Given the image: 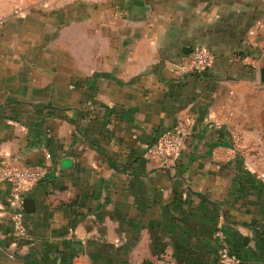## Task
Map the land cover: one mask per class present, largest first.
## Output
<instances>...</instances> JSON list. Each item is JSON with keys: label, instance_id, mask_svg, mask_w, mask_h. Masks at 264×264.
Listing matches in <instances>:
<instances>
[{"label": "crops", "instance_id": "1", "mask_svg": "<svg viewBox=\"0 0 264 264\" xmlns=\"http://www.w3.org/2000/svg\"><path fill=\"white\" fill-rule=\"evenodd\" d=\"M3 1L0 165L49 175L22 238L0 180V264H218L221 221L264 264V0ZM180 121L178 160L147 158Z\"/></svg>", "mask_w": 264, "mask_h": 264}, {"label": "built area", "instance_id": "2", "mask_svg": "<svg viewBox=\"0 0 264 264\" xmlns=\"http://www.w3.org/2000/svg\"><path fill=\"white\" fill-rule=\"evenodd\" d=\"M212 57V52L208 47L197 45L193 47L190 53L183 56L180 62V70L201 75L211 65ZM189 134L190 126L184 121H180L172 128L162 130L156 141L147 146L146 157H153L162 162L178 160L187 147ZM48 175L49 167L47 164L17 166L5 158L0 165V180L11 184L8 207L12 212L14 231L21 238L28 236V229L24 222L23 200L28 190L44 181ZM215 240L218 244V264H243L241 258L231 249L229 236L222 221L216 226Z\"/></svg>", "mask_w": 264, "mask_h": 264}, {"label": "water", "instance_id": "3", "mask_svg": "<svg viewBox=\"0 0 264 264\" xmlns=\"http://www.w3.org/2000/svg\"><path fill=\"white\" fill-rule=\"evenodd\" d=\"M193 48L190 47L184 52H190ZM260 82L264 84V56L262 58V64L260 66ZM23 208L25 212L32 213L35 210V201L31 197H25L23 200Z\"/></svg>", "mask_w": 264, "mask_h": 264}, {"label": "rangeland", "instance_id": "4", "mask_svg": "<svg viewBox=\"0 0 264 264\" xmlns=\"http://www.w3.org/2000/svg\"><path fill=\"white\" fill-rule=\"evenodd\" d=\"M5 5H4V1L0 0V20H2L3 16H5L7 13L5 11ZM262 100H264V97L262 95ZM260 117L263 120L264 119V102H263V107L261 109V113H260Z\"/></svg>", "mask_w": 264, "mask_h": 264}, {"label": "trees", "instance_id": "5", "mask_svg": "<svg viewBox=\"0 0 264 264\" xmlns=\"http://www.w3.org/2000/svg\"><path fill=\"white\" fill-rule=\"evenodd\" d=\"M239 56H243V55H241V54H238ZM262 120V119H261ZM262 126H263V132H264V119L262 120ZM65 259V258H64ZM72 259V258H71ZM66 260V259H65ZM69 263L71 264V261L69 260Z\"/></svg>", "mask_w": 264, "mask_h": 264}]
</instances>
